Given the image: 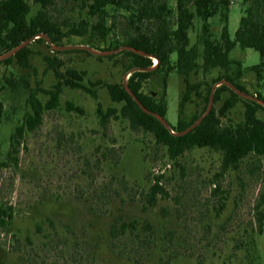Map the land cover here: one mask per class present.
Here are the masks:
<instances>
[{"label":"rangeland","instance_id":"rangeland-1","mask_svg":"<svg viewBox=\"0 0 264 264\" xmlns=\"http://www.w3.org/2000/svg\"><path fill=\"white\" fill-rule=\"evenodd\" d=\"M27 1L31 18L42 4ZM166 1L116 0L106 13L93 14L94 0H49L45 10L61 31V44L46 37L33 40L29 67L16 61L0 66V206L14 215L7 228H0V264H264V226L262 233L257 229L264 155L252 153L223 173V152L218 149L196 146L173 159L153 132L133 129L121 115L104 124L97 112L98 103L105 110L121 111L125 102L113 101L107 85H127L135 67L125 43L139 32L158 31L160 23L152 13L161 11ZM168 1L163 10L166 25L175 29L178 1ZM191 9L196 12L192 4ZM228 16L235 39L243 16L264 25V0H231ZM209 21L212 39L221 41L224 12ZM203 25L196 14L189 47L197 46L199 66L189 76L178 72L173 52L175 68L164 67L143 82L142 92L166 104V120L175 126L207 110L213 87L221 85L219 78L235 76L239 68L205 71ZM74 45L93 51L59 48ZM46 56L54 60L52 65ZM229 58L241 62L240 82L247 93L264 97V66L260 73L253 70L261 62L260 53L238 44ZM156 59L152 57V67L159 63ZM55 64L69 78V72L77 70L85 87L63 84L60 106L46 110L42 123L18 135L14 147L12 137L31 111V90L14 92L5 78L25 75L32 89L50 90L59 81ZM187 80L192 91L181 107ZM216 90L212 108L219 114L230 92L217 96ZM48 96L39 93L43 102ZM246 99L241 96L226 110L223 124L244 120ZM69 101L84 112L69 109ZM157 176L166 194L151 205L148 191ZM125 224L126 232L121 230L114 239L113 229Z\"/></svg>","mask_w":264,"mask_h":264},{"label":"trees","instance_id":"trees-1","mask_svg":"<svg viewBox=\"0 0 264 264\" xmlns=\"http://www.w3.org/2000/svg\"><path fill=\"white\" fill-rule=\"evenodd\" d=\"M42 4V9L29 18L31 5L27 0H0V57L10 53L20 46L26 40L38 36L43 33L51 38L55 45L61 44V31L54 22L47 17L45 10L49 0H36ZM178 1V21L175 29L169 28L167 18L163 10L169 7V1L164 2L160 8L161 11L153 10L152 15L160 23L158 31L153 35H147L139 32L132 36L125 45L129 47L126 50L134 58V67L149 68L148 70L133 71L128 79L127 85L115 83L108 84L109 93L116 102H125L121 111L116 107L104 109L101 103H98L97 112L101 116L102 122L105 124L111 116L129 119L133 129L143 128L155 134L159 143L168 147L169 156L176 158L186 150L198 147H213L223 152L222 172L228 171L230 168H237L242 159L254 153L256 155H264V105L255 99H246L245 118L237 124H223L221 116L227 109L233 107L241 98V94L236 92L231 86L224 83L217 90L216 95H220L223 91H229L230 97L226 100L219 114L215 108L203 118V120L192 130L183 133L187 128L193 125L205 112L194 117L191 122L184 123L179 121L177 126L171 124L174 132L169 130L161 119L154 114L149 113L142 108L133 95L128 91L131 89L140 99L141 103L150 111L160 115L164 119L167 116L166 104L158 103L153 97L145 95L142 92L144 80L150 78L162 68L172 70L175 66L172 64L171 54L177 52L178 72L189 76L199 64L197 58L199 51L197 46L189 47L190 38L189 30L193 25L195 15H199L204 20V63L205 71L213 68H223L227 72L233 69V65H237V74L232 76L226 75L220 77L219 81L225 79L233 84L238 90L247 93L246 87L240 82L242 77V64L240 61L229 58V53L239 44L243 48H254L260 53L261 62L253 66V70L260 73V68L264 66V25L254 22L248 16H243L240 26L236 31V38L232 39L228 26V11L231 0H177ZM116 0H94L91 5L93 14L106 13V7L115 3ZM191 4L196 7V12L191 9ZM155 9V8H154ZM140 11V10H139ZM224 12L226 24L223 28L221 41L212 39L210 33V18ZM146 15L147 8L141 10ZM106 35V31H103ZM35 40L45 41V37L35 38ZM155 56L159 59V63L152 68V57L143 53ZM33 50L30 43L19 48L16 52L0 58V66L2 64H10L16 61L21 67L30 66V57ZM45 59L51 63L54 60L50 56ZM55 75L59 79L56 85L50 90L32 89L30 80L23 75L21 78L6 77L5 81L9 84L14 92H18L21 87L30 89L28 103L31 111L27 113L24 124L18 126L16 134L12 137V145L15 147V139L18 135H23L25 130H34L43 121L44 112L48 109H54L61 104L62 86L66 84L72 88H84L82 76L77 70H71V78L68 74L62 72L57 64L53 65ZM164 70H162L161 79L166 81ZM187 92L183 98L181 107H184L188 101L192 86L188 82ZM48 94L49 98L43 102L39 97L40 92ZM96 97V94H95ZM264 101V97L261 96ZM68 108L76 110L80 113L84 112L81 106H75L73 102H67ZM4 103L0 100V122L3 118ZM263 114L261 115V113ZM168 121V120H167ZM166 194L161 182V176H157L155 183L148 191V203L155 205L159 195ZM257 229L259 233L263 232L264 226V190L260 196L258 203ZM14 218L13 212L0 206V228H7ZM126 224L123 228L113 229L114 239H118L121 230L126 232ZM148 228H151L148 225Z\"/></svg>","mask_w":264,"mask_h":264},{"label":"water","instance_id":"water-1","mask_svg":"<svg viewBox=\"0 0 264 264\" xmlns=\"http://www.w3.org/2000/svg\"><path fill=\"white\" fill-rule=\"evenodd\" d=\"M38 36H39V37H46V38L48 39V42H49V43H52L51 39H49L45 34L40 33V34H38ZM36 37H37V36H34V37H32V38L26 40V41L23 42L20 46H18L17 48H15L13 51H11L10 53H7V54L1 56L0 58L5 57V56H7V55H10V54L16 52L19 48H21V47H23V46L29 44V43L32 42L33 40H35ZM52 44H53V43H52ZM59 48H60V49H80V48H83V49H88V50H92V51H93L92 48H90L89 46H84V45L59 46ZM140 53H143V54H145V55H148V56H150V57H153L152 55L146 54V53L141 52V51H140ZM154 57H155V56H154ZM156 58H157V57H156ZM157 59H158V58H157ZM158 61H159V59H158ZM154 67H155V66H154ZM154 67H152V68H154ZM148 69H149V68L135 67V68H133L129 73H132L133 71H137V70H148ZM219 83H221V84L226 83V84H228L229 86H231L236 92H238L239 94H241L242 96H245V97H247V98H251V99H255V100L259 101L260 103H262V104L264 105V101H263L262 99H259V98H258L257 96H255V95H252V94H249V93L242 92V91L238 90L233 84L229 83V82L226 81V80H221ZM127 89H128V91L133 95L134 99H135L137 102H139V104H140V106H141L142 108H144V109H145L146 111H148L149 113L154 114L155 116L159 117V118L161 119V121L164 123V125H165L169 130H171L172 132H174L173 129H172V127H171V124H170L166 119H164V118L161 117L160 115H158V114H156V113H154V112L148 110V109H147V108L141 103L139 97H138L134 92H132L131 89H130L129 87H127ZM215 90H216V86L213 87V90H212V93H211V98H210V104H209V107H208V109L206 110V112H205V113H204V114H203V115H202V116H201V117H200V118H199V119H198L193 125H191V126H190L189 128H187L185 131H183V133H187V132H189L190 130H192L193 128H195V127H196V126H197V125L203 120V118H204V117H205V116L211 111V109H212V105H213V100H214V93H215Z\"/></svg>","mask_w":264,"mask_h":264},{"label":"bare ground","instance_id":"bare-ground-1","mask_svg":"<svg viewBox=\"0 0 264 264\" xmlns=\"http://www.w3.org/2000/svg\"><path fill=\"white\" fill-rule=\"evenodd\" d=\"M157 60V59H156ZM156 63V62H155Z\"/></svg>","mask_w":264,"mask_h":264}]
</instances>
